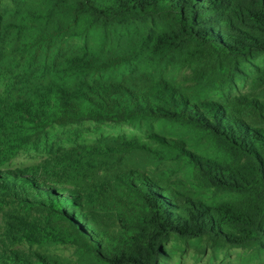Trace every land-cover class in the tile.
Here are the masks:
<instances>
[{
    "label": "trees",
    "instance_id": "trees-1",
    "mask_svg": "<svg viewBox=\"0 0 264 264\" xmlns=\"http://www.w3.org/2000/svg\"><path fill=\"white\" fill-rule=\"evenodd\" d=\"M29 30L36 38L23 41ZM262 56L264 0H0L2 112L37 130L27 143L83 122L162 121L192 136L149 134L154 151L116 143L152 163L115 177V225L90 220L83 195L68 193L57 201L76 209L60 211L75 256L4 264H162L171 238L264 252V92L239 91L264 90ZM6 188L22 200V185Z\"/></svg>",
    "mask_w": 264,
    "mask_h": 264
},
{
    "label": "rangeland",
    "instance_id": "rangeland-1",
    "mask_svg": "<svg viewBox=\"0 0 264 264\" xmlns=\"http://www.w3.org/2000/svg\"><path fill=\"white\" fill-rule=\"evenodd\" d=\"M36 36L29 30L24 33L23 41ZM15 41L20 43L22 39L16 37ZM3 61L9 67L14 62L12 57ZM257 62L264 65V56ZM123 74L117 72L114 77L120 79ZM5 80L8 81L3 76L0 82V264L14 258L21 263L36 261L44 255L75 256L71 243H62L70 237L69 223L60 211L72 213L76 209L68 205L62 208L57 201L68 193L83 195L84 212L90 220L97 218L108 229L115 225V204L123 195L115 177L133 176L139 172L147 174L152 163L149 152H113L111 149L116 143L139 141L154 151L158 148L147 138L149 134L158 133L169 139L192 137L190 131L162 121L119 125L83 122L66 127L51 126L27 143L28 134L37 130L27 123L13 124V112H2L8 96ZM77 83L73 79L68 82L69 85ZM36 84L38 86L39 81L36 80ZM239 91L259 96L264 92L254 91L250 81L241 84ZM16 97L17 94L11 99ZM178 177H182L181 174ZM174 179L170 177L168 182ZM6 183L24 187L22 200L9 194ZM168 247L171 255L162 264H264V252L254 245L247 248L212 247L203 239L181 241L171 238Z\"/></svg>",
    "mask_w": 264,
    "mask_h": 264
}]
</instances>
